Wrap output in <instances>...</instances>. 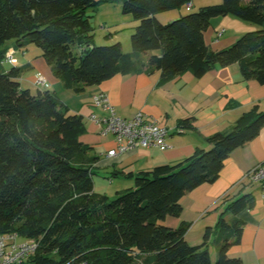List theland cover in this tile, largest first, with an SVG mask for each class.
<instances>
[{
  "label": "trees",
  "instance_id": "obj_1",
  "mask_svg": "<svg viewBox=\"0 0 264 264\" xmlns=\"http://www.w3.org/2000/svg\"><path fill=\"white\" fill-rule=\"evenodd\" d=\"M102 1L0 0V233L38 240L28 259L33 264H212L211 227L200 244L192 245L185 239L188 224L171 227L163 220L179 216L183 195L213 182L229 154L259 134L264 110L253 105L208 137L209 148L143 171L133 187L109 198L94 190L93 167L100 157L79 139L85 131L82 116L71 113L53 91L21 88L22 68L3 66L4 45L9 40L17 48L35 44L53 76L75 93L118 73L155 68L168 80L187 70L200 77L216 65L233 63L243 78L264 84V0H221L165 23L157 13L190 0H122V13L138 22L130 52L120 42L94 43V28L84 15ZM225 15L257 29L214 51L203 33L212 18ZM156 50L160 54L146 62L139 58ZM191 120L182 119L179 127ZM250 206L251 198L242 195L220 213L214 264H242L228 250L241 240L244 222L237 214Z\"/></svg>",
  "mask_w": 264,
  "mask_h": 264
},
{
  "label": "crops",
  "instance_id": "obj_2",
  "mask_svg": "<svg viewBox=\"0 0 264 264\" xmlns=\"http://www.w3.org/2000/svg\"><path fill=\"white\" fill-rule=\"evenodd\" d=\"M207 1L199 2L197 7L221 2ZM121 3L122 0H106L88 9L94 12L92 27L98 24L110 29L109 27H117L129 21L127 16L122 15L124 13L121 11ZM181 15L183 14L180 9H171L157 13L156 18L165 23ZM255 29L256 25L235 16H218L210 20L203 38L209 48L218 51L233 44L243 33ZM107 36H110V40L117 39V34L113 31ZM30 46L17 48L15 41L10 40L4 45L6 49L14 50L17 60L14 64L26 71L18 79L21 88L32 92L33 86L36 90L53 91L71 113L82 116L85 131L79 139L92 147V153L110 160L112 167L109 168V182H118L116 189L133 187L134 177L143 171H150L163 164H177L189 157L196 148H209L208 137L228 128L253 105L264 110V84L243 78L237 63L216 65L200 77H195L192 71L187 70L168 80H163L160 70L155 68L139 73H118L97 85L86 87L83 92L75 93L64 88L53 76L41 56V50L32 49ZM152 54L159 55L160 51H148L139 58L146 62ZM36 72L45 77L46 87L35 85ZM99 90L106 93L109 103L119 116L129 119L142 112L167 127V149L161 151L156 147H136L107 157L106 151L114 147L112 137L109 135L108 141H104L108 134H101L99 127L90 118L91 114L106 113L92 103V96ZM185 118L192 120L187 127L180 130L179 122ZM261 162H264V127L254 139L229 154L219 176L213 182L203 183L183 195L180 199V215L167 216L163 223L171 227H177L182 222L188 224L185 239L192 245L200 244L205 229L211 227L209 240L214 244L216 222L220 213L225 210L230 200L248 195L251 206L237 214L244 222L241 240L229 248L228 255L240 258L242 264H264V196L259 185L251 183L246 177ZM225 217L228 219L231 214L226 213ZM210 259L212 262L211 254Z\"/></svg>",
  "mask_w": 264,
  "mask_h": 264
},
{
  "label": "built area",
  "instance_id": "obj_3",
  "mask_svg": "<svg viewBox=\"0 0 264 264\" xmlns=\"http://www.w3.org/2000/svg\"><path fill=\"white\" fill-rule=\"evenodd\" d=\"M185 9L187 11L191 9V2L185 5ZM220 34L221 31L218 35ZM4 61L9 63L17 61L13 49H7ZM34 83L37 87L47 86V81L40 72L35 73ZM92 103L106 112L103 115L91 114L90 118L99 127L101 134L112 137L114 147L106 151L107 157L116 156L136 147H156L161 151L167 149L166 139L169 130L156 119L142 112L129 119L119 116L103 90L97 91L92 96ZM246 177L251 183L259 185L264 196V162L249 171ZM37 248L38 240L25 239L16 232L0 233V264H26L36 253ZM75 264H86V262Z\"/></svg>",
  "mask_w": 264,
  "mask_h": 264
},
{
  "label": "rangeland",
  "instance_id": "obj_4",
  "mask_svg": "<svg viewBox=\"0 0 264 264\" xmlns=\"http://www.w3.org/2000/svg\"><path fill=\"white\" fill-rule=\"evenodd\" d=\"M191 2V9L190 11H186L185 5H183L180 8H176L177 10L180 9L182 14L188 13V12H196L198 11L199 7L198 4L199 2L202 3L203 0H190ZM207 2H214L213 0H208ZM194 3V6H193ZM212 4H219V3H212ZM211 5V4H208ZM123 16H127L129 21L125 22L122 25H119L117 27H109L110 29H107L105 27H100L98 24H95L94 26V40L96 45H110L115 42H120L122 45V48L125 52H130L131 51V41H130V35L133 33L135 26L137 25L138 22L133 20L132 16L130 14H122ZM178 18V17H177ZM175 18V19H177ZM172 19V20H175ZM170 20V21H172ZM167 21V22H170ZM117 34V39L116 40H110V36H107L109 32H112ZM109 37V38H108ZM14 41V40H10ZM32 49H40L38 48L35 44H30ZM26 50V49H24ZM3 66L5 69H10L12 66H18V64H13L9 63L7 61L3 62ZM25 70L21 71V75L23 74ZM26 73V71L24 72ZM32 88V93H36V89L31 86ZM104 141H108L109 135L104 137ZM100 157V155L98 154ZM112 167L110 160L108 158H105L104 156L100 157L99 160L94 164L93 167V184H94V190L95 192L99 194H105L109 198H113L116 194V192L120 189H116L117 183H111L109 182V178L111 177V174H109V168ZM119 184V183H118ZM119 186V185H118ZM134 186V185H133ZM130 188V187H127ZM126 188V189H127ZM121 191V190H120ZM212 240H208L207 246H208V251L210 252L212 256V264L215 263L216 260V247L213 243H211ZM31 262H29L30 264Z\"/></svg>",
  "mask_w": 264,
  "mask_h": 264
},
{
  "label": "water",
  "instance_id": "obj_5",
  "mask_svg": "<svg viewBox=\"0 0 264 264\" xmlns=\"http://www.w3.org/2000/svg\"><path fill=\"white\" fill-rule=\"evenodd\" d=\"M93 17H94L93 11L85 12L84 19H87L91 26H93Z\"/></svg>",
  "mask_w": 264,
  "mask_h": 264
}]
</instances>
